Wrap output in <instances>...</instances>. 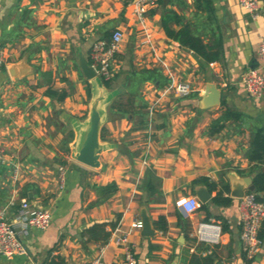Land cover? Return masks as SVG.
Instances as JSON below:
<instances>
[{"label":"crops","instance_id":"1","mask_svg":"<svg viewBox=\"0 0 264 264\" xmlns=\"http://www.w3.org/2000/svg\"><path fill=\"white\" fill-rule=\"evenodd\" d=\"M131 1L0 0V208L15 212L27 198L53 214L48 228L31 230L27 254L1 256L0 264H50L52 256L91 264L102 250L106 264H125L115 231L129 234L137 264H264V228L261 250L247 258L240 198L231 196L264 172V163L248 159L255 131L264 127V94L252 97L242 83L250 65H260L264 0L256 17L239 0H159L148 13L153 49L142 44ZM168 12L180 18L174 29L190 26L220 49V59L209 63L171 39L162 26ZM116 29L125 37L108 86L86 78L80 60L89 63L93 43ZM169 72L191 83L192 92L165 94ZM210 85L220 92L218 104L209 105ZM120 98L123 111L113 108ZM93 110L100 116L98 167L75 158ZM62 165L68 171L60 189ZM114 181L118 192L92 206L98 188ZM212 184L217 190L229 185L230 206L213 203ZM201 187L212 195L209 222L222 226L218 243L198 240V226L207 222L200 208L186 215L177 205ZM143 209L153 236L131 226ZM115 220L104 245L82 235L95 223ZM160 221L167 229L157 228Z\"/></svg>","mask_w":264,"mask_h":264},{"label":"built area","instance_id":"2","mask_svg":"<svg viewBox=\"0 0 264 264\" xmlns=\"http://www.w3.org/2000/svg\"><path fill=\"white\" fill-rule=\"evenodd\" d=\"M159 0H132L130 5L133 14L143 34L142 44L154 47V35L149 25L148 13ZM240 6L253 17L260 11V0H239ZM125 33L122 29H116L110 36L97 39L90 52L89 64L95 69L97 75L103 80H111L115 74L117 56L121 52ZM259 67L249 69L242 77V83L247 93L252 97H261L264 94V41L258 48ZM4 57L0 55V63ZM170 81L164 93H176L188 95L192 92L191 83L178 80L171 72ZM4 149L0 148V157ZM68 168L65 165L59 167L58 184L60 189L65 187ZM177 205L186 215L199 210L200 199L197 196H184L178 199ZM240 222L242 225L241 239L246 257L254 259L263 246L260 231L264 225V199L260 200L254 192H248L239 202ZM53 214L50 208H34L27 198L21 199V207L10 212V206L0 208V257L13 258L15 255L27 254L26 239L32 229L43 230L52 223ZM132 228L142 230L143 222L140 216L134 218ZM222 226L215 222H201L196 236L199 241L218 243L221 238ZM116 244L124 250L125 264H137L138 259L130 236L126 232L114 234ZM91 264H106L103 259V250Z\"/></svg>","mask_w":264,"mask_h":264},{"label":"trees","instance_id":"3","mask_svg":"<svg viewBox=\"0 0 264 264\" xmlns=\"http://www.w3.org/2000/svg\"><path fill=\"white\" fill-rule=\"evenodd\" d=\"M173 23H180V18L178 15L174 12L166 13L162 18V26L171 39L179 42L183 46L190 48L191 50H194L209 63L218 61L220 59L221 53L219 48L206 45L200 37H197L192 33V28L190 26L185 25L177 30L171 26ZM103 81L106 85H110L111 80ZM124 107L125 106L123 105L121 98L117 100L113 106V108H116L119 111L125 110ZM248 159L250 162L264 163V127H258L256 129L254 138L251 142V147L248 152ZM202 180L207 181L208 179L203 178ZM254 184L256 186V191H254V193L257 195V198L260 200L264 199V172L256 175L254 178ZM210 187L212 190H217V187L214 184L210 185ZM118 190L119 185L115 181L99 187L98 199L92 203V206L99 202L110 199L118 192ZM229 193V185H223L221 189L217 190L216 195L213 197V203L222 207L230 206L233 199L230 197ZM259 193H263V196H260ZM200 209L206 214L205 220L209 222L210 218L212 217L209 204H202ZM117 225L118 220L95 223L92 226L86 228L82 235L87 236L88 240L90 241L104 245L109 241L112 232L116 229ZM108 226L110 227L109 230L107 228ZM156 226L158 229L165 230L167 229L168 224L166 221H160L156 223ZM260 236L263 237V231ZM50 264H64V261L61 260L59 256H52L50 259ZM190 264H192V259Z\"/></svg>","mask_w":264,"mask_h":264},{"label":"water","instance_id":"4","mask_svg":"<svg viewBox=\"0 0 264 264\" xmlns=\"http://www.w3.org/2000/svg\"><path fill=\"white\" fill-rule=\"evenodd\" d=\"M250 66H251V69H255L258 66V62H255L251 64ZM80 68L86 78L92 79L95 77H99L103 81V79L99 75H97L95 69L88 63L87 60L85 59L80 60ZM208 92L210 94L209 105H215V104L220 103V92L215 86L210 85L208 87ZM99 128H100V116L96 110H93L91 129L80 151L75 156L76 160H78L79 162L85 165L91 166V167L99 166V161H98L99 152H100ZM247 191H250V192L256 191L255 184L252 183L249 187H240V186L235 187L231 191V196L234 198L241 199L242 197L246 195ZM197 196L203 204L209 202L212 199V195L206 187L199 188L197 190ZM140 217L143 222L142 235L143 236L155 235L156 234L155 229L152 225V222L150 220V217L146 209H143L142 213L140 214Z\"/></svg>","mask_w":264,"mask_h":264}]
</instances>
